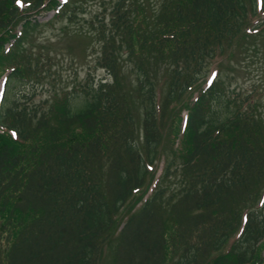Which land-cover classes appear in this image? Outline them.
I'll use <instances>...</instances> for the list:
<instances>
[{
    "label": "trees",
    "instance_id": "1",
    "mask_svg": "<svg viewBox=\"0 0 264 264\" xmlns=\"http://www.w3.org/2000/svg\"><path fill=\"white\" fill-rule=\"evenodd\" d=\"M50 12L108 79L36 103ZM252 51L264 0H0V264H264V114L207 85Z\"/></svg>",
    "mask_w": 264,
    "mask_h": 264
},
{
    "label": "rangeland",
    "instance_id": "2",
    "mask_svg": "<svg viewBox=\"0 0 264 264\" xmlns=\"http://www.w3.org/2000/svg\"><path fill=\"white\" fill-rule=\"evenodd\" d=\"M23 1L26 2L27 0ZM58 1L61 2L62 0ZM19 7L23 10L24 5L21 1H19ZM89 9L91 12H95L93 7ZM52 18V12L39 17L38 20L43 25L32 40L33 51L36 52L40 45L46 46L49 49L48 53L45 50L41 51L44 67L39 68L38 71H42L40 84L43 86V89L41 87L35 92L36 103L48 101L53 90L71 86L73 82H82L86 79L88 72L90 73V77L95 79V81L108 79L104 71L95 69L96 52L94 51L95 47H92V42L88 46L89 50L85 51V47L88 44L87 40L80 38H72L69 41L63 40L61 36L65 23L56 24L54 27L46 26ZM74 31H76L75 28L70 26L67 33L71 34ZM86 55L90 57L85 58ZM246 56V58L239 62L226 61L221 64L216 61L211 63L207 85L218 79V76H222L225 80L224 85L235 89L241 95L256 93L258 97L257 102L264 114V52L252 51ZM47 58L50 61L47 62ZM2 91L0 86V95H2ZM17 92L21 94L18 90ZM185 114L182 113V117ZM162 166L163 164L160 163L158 172L155 173L154 182L149 187L150 189L146 188L136 198L141 199L144 196V199H146L151 194L155 181L161 174Z\"/></svg>",
    "mask_w": 264,
    "mask_h": 264
}]
</instances>
